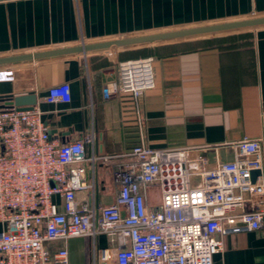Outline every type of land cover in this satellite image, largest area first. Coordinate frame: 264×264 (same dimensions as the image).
<instances>
[{"label":"crops","instance_id":"obj_1","mask_svg":"<svg viewBox=\"0 0 264 264\" xmlns=\"http://www.w3.org/2000/svg\"><path fill=\"white\" fill-rule=\"evenodd\" d=\"M261 15L264 0H0V57ZM235 34L217 44L180 39L2 65L0 72L31 74L0 79V99L34 93L52 137L92 130L106 154L141 143L162 148L264 137V26ZM138 57H152L155 85L135 101L119 90L117 63ZM62 82L70 85L69 101H42ZM204 153L208 165L216 155L231 157L223 148ZM96 176L109 203L117 191L110 170L99 168ZM221 238L213 264H264V220L257 230ZM98 241L101 248L113 245L105 235ZM67 245L68 264H85L83 239Z\"/></svg>","mask_w":264,"mask_h":264},{"label":"built area","instance_id":"obj_2","mask_svg":"<svg viewBox=\"0 0 264 264\" xmlns=\"http://www.w3.org/2000/svg\"><path fill=\"white\" fill-rule=\"evenodd\" d=\"M152 60L119 61V90L138 101L153 88ZM14 96L0 99V264H68L71 238L83 239L85 264H213L223 234L262 227L264 137L106 154L92 130L52 137L37 102L18 109ZM69 100L68 82L42 98ZM222 148L230 159L208 165L204 151ZM99 168L117 187L109 203ZM155 187L159 205L150 203ZM100 235L113 245L101 248Z\"/></svg>","mask_w":264,"mask_h":264},{"label":"water","instance_id":"obj_3","mask_svg":"<svg viewBox=\"0 0 264 264\" xmlns=\"http://www.w3.org/2000/svg\"><path fill=\"white\" fill-rule=\"evenodd\" d=\"M264 26V15L249 17L244 19H237L231 21H223L218 23H212L207 25H198L177 29H170L165 31L131 35L126 37H120L115 39H109L105 41L85 43L70 47H62L45 51H36L31 53H21L15 55H7L0 57V66L14 64L24 61H30L33 59H40L50 56H57L76 52H89L98 51L110 48H129L136 46H144L162 41L188 39L191 37L202 36L206 34H213L218 32H227L235 30H243L247 28ZM24 74H31L28 70H13L0 72V79H12L18 78ZM13 102L18 109L31 108L37 102V97L34 93L17 94L13 97ZM53 131H50V134ZM259 174V171L252 172V180Z\"/></svg>","mask_w":264,"mask_h":264},{"label":"rangeland","instance_id":"obj_4","mask_svg":"<svg viewBox=\"0 0 264 264\" xmlns=\"http://www.w3.org/2000/svg\"><path fill=\"white\" fill-rule=\"evenodd\" d=\"M238 31L239 30L227 31V32H218V33L206 34V35L197 36V37H191L188 39H196V38H202L203 37V40H196V41H201L202 44H206V45L207 44H215V43L217 44V43H221L223 41H227L228 39L225 37H229L230 35H238V34H235V33H238ZM204 37H206V38H204ZM229 39H231V37ZM194 43H196V42H194ZM147 45H151V44H147ZM147 45H144V46H147ZM136 47H139V46H136ZM194 180H196V179H194ZM150 195L152 196L150 203L153 205H159L160 204V193H159L158 187H155L154 191H150Z\"/></svg>","mask_w":264,"mask_h":264}]
</instances>
